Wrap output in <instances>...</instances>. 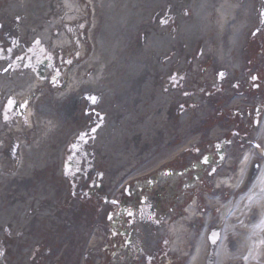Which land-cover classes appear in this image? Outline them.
Segmentation results:
<instances>
[{
	"label": "bare ground",
	"instance_id": "6f19581e",
	"mask_svg": "<svg viewBox=\"0 0 264 264\" xmlns=\"http://www.w3.org/2000/svg\"><path fill=\"white\" fill-rule=\"evenodd\" d=\"M41 1L43 0H8L6 8L1 9L0 0V28H5L6 34L9 38L15 39L17 44L24 45L25 40L31 37L52 45L56 51L71 50V47L66 46V35L77 23L66 25L60 20L59 11L63 9L62 3L59 2L60 7L54 11L57 2H46L44 8ZM88 1L94 8L92 31L98 30L99 38L95 39L94 34L91 35L93 43L91 49L89 41L84 37L80 47L81 55L76 54L74 59H67L70 63L66 65L69 77L66 86L57 79L53 80L54 87L47 86L29 70L32 66L29 61H24V64L20 65L17 61H10L12 55L0 57V99L11 97L14 90H19L20 98L25 104L28 102L30 108L26 110V116L20 114L22 118L18 127L20 130L23 129L24 133H29L25 129L27 124L32 125V131L37 130L33 137L34 142L20 149L21 159L16 176L25 177L44 167L48 162L47 158L60 153L61 142L67 140L71 132L69 131L66 136L62 134L65 131L61 126L62 122L55 115L52 105L47 103L49 94L30 101L35 86L47 90V93H53V103H56L55 99L64 100L71 94L81 92L100 99L102 105L107 104L111 96L113 98L119 96L118 105L101 121V126L89 133L95 140L91 146H86L88 151L93 147L92 151L95 150L101 159L111 160L112 163L107 169L109 178L114 177L109 179V183L134 170L132 177L143 175L157 177L164 172L167 164L177 159L182 170L194 169L200 174L199 168L203 167L187 155L186 150L196 144L205 146L208 141H198L193 132L186 129L181 134H172L170 129L172 120L163 117L174 107L178 111L182 110L179 120L182 125H186L190 118L186 109L202 105L203 99L200 100L198 96L200 89H191L180 79L186 68L191 69L192 79L198 78L199 73L196 69L209 64L208 57L212 56L230 76L242 70L240 60L247 57V53L240 52L243 41L246 40L248 44L264 39L263 29L259 31L257 37L251 35L261 27L260 24L255 25L253 22L251 0ZM252 1L256 9L259 2ZM74 3H78V0H64L67 7L76 9ZM99 13L100 20L103 21L100 26L97 24ZM163 16L168 18L166 22L162 21ZM61 27L66 28L67 34L61 32ZM143 32H148L145 42L136 50H131V37ZM119 47L123 52L122 59L115 55ZM168 72L175 76L174 79H177L181 86L176 95L173 89L178 88V85L172 83ZM201 75L199 86L221 85L214 84L209 70L202 71ZM142 76L145 79L138 89ZM55 93L59 94L54 96ZM147 98H150V105L149 116L145 122L139 126L133 125L126 132H122L124 124L131 121L133 113L144 111L143 104L148 105L145 103ZM236 104L237 101L231 103L232 106ZM131 107H134L133 111ZM125 108L128 109L125 116L121 118L122 120L116 121L120 116L118 110ZM18 110L23 112L21 108ZM98 112L101 118L103 111L100 105ZM4 120L0 119V143L9 140L12 134L20 136L14 130L6 131ZM97 124H100V121ZM138 137H142L143 153L140 160H145L144 165L141 169L135 168L136 165L125 167V170H121L117 175L115 170L119 169L118 161L125 159V154L122 153L124 145ZM211 137L218 140L221 132L214 131ZM254 137L257 150L247 152L240 158L234 172L228 177L225 174L231 160L226 161L216 175L218 186L220 180L228 186L225 189L220 186L221 193L231 195L216 218L211 219L210 214L206 213L202 229L197 232L195 229L199 220L193 216L192 207L188 208L189 214L180 218H177L178 212L171 215L172 221L168 225V234L172 236L170 248L174 252L184 251L190 239L194 238L187 264H205L209 245L207 234L210 230L209 225L214 220L223 231L214 264H264V117ZM182 148H184L182 152H175ZM209 157L211 161L212 157ZM258 158L262 159L259 170L248 183L249 172ZM190 163L192 165L187 166ZM0 165L6 171L4 178L8 180V177H11V166L1 156ZM174 175L172 172V177ZM14 194L10 190L8 194L2 196L7 208L4 223L0 224V228L8 230L13 227L19 233L22 232L26 216H19L18 223L12 224L11 221L20 208L17 201L22 199L21 195ZM213 201V198L208 199L211 206L214 204ZM29 210L34 213V217L37 215V209L30 207ZM215 212L216 209L212 214ZM138 232L141 235L139 242L150 247L152 240L158 241L156 239L159 238L162 227L148 232L147 227L140 224ZM93 241L92 239L91 242Z\"/></svg>",
	"mask_w": 264,
	"mask_h": 264
},
{
	"label": "rangeland",
	"instance_id": "374dc122",
	"mask_svg": "<svg viewBox=\"0 0 264 264\" xmlns=\"http://www.w3.org/2000/svg\"><path fill=\"white\" fill-rule=\"evenodd\" d=\"M57 2L54 11L60 7L61 0H43L41 4L46 6V2ZM260 3V0L255 2ZM60 2V3H59ZM251 15L253 22L258 24L259 11L254 9L253 1L251 0ZM9 4L8 0H2L1 9L6 8ZM260 6V4H258ZM81 6V3L78 4ZM82 8L85 6H81ZM43 8V9H44ZM85 9V8H83ZM89 10V16L84 17L83 20L78 21V24L70 28V35L65 40L72 42L74 49L78 45L82 46L81 42L83 38H87L93 48L91 35L95 39L99 38L98 30L92 31V20L94 15V8L90 6L86 8ZM259 13V14H257ZM59 14L62 15V9ZM76 17V16H75ZM166 18L163 16L162 19ZM165 20V19H164ZM91 24H89V23ZM103 21L100 20V13L97 19V24L102 25ZM176 28V24L174 26ZM148 31V30H147ZM92 33V34H91ZM148 36V32H143L140 35H133L130 39L131 50L137 49L142 45ZM21 40V38L19 39ZM26 44H17L15 39L9 38L6 34L5 28H0V57L12 55L10 61H17L18 64H24L25 60L35 63L37 68L31 67L29 69L32 73L37 74L39 79L44 81L47 86L54 87V79L64 82V75L68 69L66 65L70 63L67 60L69 57L71 60L74 59L76 51L73 49L65 51H53L50 53L48 49H44L46 44H42L39 40H34L28 37ZM89 51V50H88ZM242 53H248V59L253 60L249 63L247 58H241L240 64L242 70H238L234 76H230L224 67L219 66L212 56H209V64L205 67L197 68L196 72L199 73L198 78L192 79L190 76L191 69L186 68L184 75L181 76V81L186 83L188 87L194 90L200 89L198 96L203 101L200 107L187 108V112L190 115L189 121L186 125H182L179 120V116L182 112L176 108H170V111L166 113L164 119L167 118L170 121V129L172 134H181L183 130L195 132L196 135L202 133L200 140H207L209 128L217 123L220 125V131L224 134L225 128L233 121L238 120V108L228 106L229 94L232 91L245 89L246 93L250 96H257L258 101L261 105L264 103V85H262V79L264 78V39L260 41H252L247 44V41H243L241 46ZM36 53V56H34ZM130 53V52H129ZM117 58L122 59L123 52L120 51V47L117 49ZM261 55V59L259 56ZM249 60V61H250ZM43 61V64H40ZM249 64H251L249 68ZM216 65V66H215ZM215 66V67H212ZM42 68V71H41ZM248 68V69H247ZM206 70L210 71L211 77L214 79V84H221L220 86H213L211 84H204L199 86V82L202 79L201 72ZM150 73L152 70L149 71ZM41 74V75H40ZM43 74V75H42ZM172 83L178 85V88H174L173 92L181 89L178 84V80L174 79V75L168 72ZM191 77V79H189ZM249 77V78H248ZM63 78V79H62ZM145 79L142 76V80L139 82L141 87L142 82ZM234 80H243L242 85L233 86ZM191 81V82H190ZM190 82V83H188ZM181 83V82H180ZM137 87V86H136ZM47 90H40V94L48 95L47 103L51 104L55 115L62 122L61 126L64 127L65 131L62 134L66 136L69 131L70 135L66 138L67 140L61 142L62 147L60 153L57 156L47 158L48 162L41 169L38 168L35 172L22 177L16 176L17 169L19 168V161L21 159L20 148L15 138L21 137V141L24 140V146L32 144L34 142L35 131L28 130L29 133L25 132L23 136H17L12 134L4 143H0V156L6 159L11 166V177L8 180L4 178L6 171L3 170L0 165V224L3 225L5 220V211L7 206L3 202V194L9 193L12 190L16 195H21L22 199L17 201V205L20 208L17 210V214L12 219V224H16L19 221V216H26L24 227L22 232L11 227L5 230L4 227L0 228V264H128L129 261L124 262L117 258L120 253L114 254L115 251H122V247H115L113 244L110 247H100L101 237L94 231V225L99 222V219L103 214L99 215L101 211H104V204L108 197H112L116 193L117 187L122 183L121 179H117L112 183H109V179L114 176H110L107 167L111 165V160L101 159L96 154V151L91 147V152L87 150L86 146L94 142L95 137L89 136V133L95 131L101 126V121L109 115L110 111H113L115 106L118 105L119 96L113 98L110 97L107 104H101L100 99L92 98L90 95H86L81 92L79 94H71L64 100H56L53 103V93H47ZM133 92V91H132ZM137 92H139L137 90ZM57 95V93H55ZM37 97V96H36ZM11 101V105L9 102ZM148 105L143 104L144 111L139 113H133L131 121L124 124L122 132H126L128 128L133 125H142L147 119L148 107L150 105V98H147ZM21 102H17L16 99H0V119L5 117L6 123H13L15 117L14 114L18 115L17 106ZM11 106L8 111V106ZM101 107L103 115L99 118L98 107ZM134 107H131L133 111ZM120 116L116 121L122 120L125 116L127 108L118 110ZM117 111V113H118ZM252 111L250 112V115ZM127 115V114H126ZM254 115V112H253ZM245 122L246 117H242ZM100 121V124H97ZM250 122V121H249ZM248 122V123H249ZM247 123L241 124L237 134L230 137L235 143L232 147H229L230 156L232 161L236 158L240 148L244 146L245 142L251 138L250 126ZM20 123H18L19 126ZM251 124V122H250ZM16 129L20 130L19 127ZM31 124L28 125L30 127ZM26 129V128H25ZM24 129V130H25ZM23 130V129H22ZM142 136V135H141ZM172 136V135H171ZM23 137V139H22ZM242 138L240 141L237 139ZM32 138V140H31ZM162 138V137H161ZM160 138V139H161ZM72 139V140H71ZM138 139L140 141L138 142ZM138 139L133 138L128 141V144L124 145L123 152L125 159L118 161L117 175L121 170H125V167L141 169L144 165V159L140 160L142 155V137ZM227 139V137H225ZM224 144H227L225 141ZM6 146V147H5ZM212 146H207L211 148ZM205 150V149H204ZM203 150H201L202 152ZM199 149L191 151L193 155L200 157L201 153ZM214 156V160L217 159L216 151L211 153ZM71 160L75 161V164L71 163ZM149 161V160H148ZM123 162V164H122ZM67 164V165H66ZM179 162L176 161L170 164L168 167L174 170H179ZM65 166L67 169L64 170ZM126 168V169H127ZM220 168V167H219ZM64 171V172H63ZM114 171V172H115ZM123 173V171H122ZM15 175V176H14ZM206 172L201 175L200 182L206 178ZM210 175V174H209ZM208 180L211 177L207 176ZM208 185V182H206ZM199 190L202 188L201 184ZM205 187V184L203 188ZM153 190L157 189V183L153 185ZM151 189V190H152ZM144 191L143 194L147 195L149 199L152 193ZM196 191V192H198ZM30 203V204H28ZM30 207L37 209V215L34 217V213L30 212ZM205 208L203 205L202 209ZM202 221L199 220L197 227L201 226ZM199 225V226H198ZM198 229H195L197 231ZM95 236V241L91 242L92 236ZM117 240H119L117 238ZM138 248V246H135ZM148 256H152L150 253H154L152 250L148 251ZM156 258V256H154ZM142 259L141 264L147 260L143 256H137V260ZM162 260V257H161ZM157 264H165L163 261L157 262ZM177 264V263H176Z\"/></svg>",
	"mask_w": 264,
	"mask_h": 264
},
{
	"label": "flooded vegetation",
	"instance_id": "af4514ba",
	"mask_svg": "<svg viewBox=\"0 0 264 264\" xmlns=\"http://www.w3.org/2000/svg\"><path fill=\"white\" fill-rule=\"evenodd\" d=\"M126 195L122 191L117 199L110 204L108 210L111 218L118 217L117 221H120L118 233L126 237L135 232L134 227L140 222L145 223L148 227H156L162 218L154 220L153 214L158 211L165 212L170 203L169 197L160 201L156 196H152L148 199L149 203L143 206L140 197L127 198ZM165 215L163 214V216Z\"/></svg>",
	"mask_w": 264,
	"mask_h": 264
}]
</instances>
